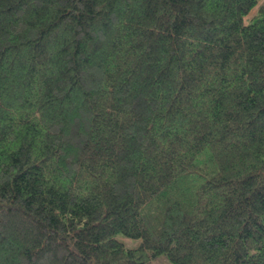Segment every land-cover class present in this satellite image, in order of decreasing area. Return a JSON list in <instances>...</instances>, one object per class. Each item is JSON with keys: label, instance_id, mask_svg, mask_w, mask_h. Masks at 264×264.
I'll list each match as a JSON object with an SVG mask.
<instances>
[{"label": "trees", "instance_id": "obj_1", "mask_svg": "<svg viewBox=\"0 0 264 264\" xmlns=\"http://www.w3.org/2000/svg\"><path fill=\"white\" fill-rule=\"evenodd\" d=\"M259 1L0 0V264H264Z\"/></svg>", "mask_w": 264, "mask_h": 264}, {"label": "rangeland", "instance_id": "obj_2", "mask_svg": "<svg viewBox=\"0 0 264 264\" xmlns=\"http://www.w3.org/2000/svg\"><path fill=\"white\" fill-rule=\"evenodd\" d=\"M261 5H264V0H260L259 1V4L257 5V7L251 12V14L249 15L248 18H251L255 15V13L258 11V8L261 6ZM120 239L125 241L126 244L128 246H138L139 245V241H136L134 239H130L128 237H125V236H120ZM150 264H172L168 258L166 256H163V257H159V258H156L154 260L151 261Z\"/></svg>", "mask_w": 264, "mask_h": 264}]
</instances>
